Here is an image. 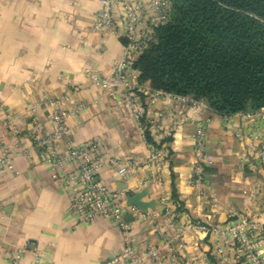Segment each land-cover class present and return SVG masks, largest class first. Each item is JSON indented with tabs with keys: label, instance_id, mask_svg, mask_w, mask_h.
<instances>
[{
	"label": "crops",
	"instance_id": "1",
	"mask_svg": "<svg viewBox=\"0 0 264 264\" xmlns=\"http://www.w3.org/2000/svg\"><path fill=\"white\" fill-rule=\"evenodd\" d=\"M99 7V0H0V140L13 153V167L0 173V264H8V255L23 246L37 248L40 256L34 259L26 252L18 264H100L126 241L143 256L141 264H157L147 255L155 247L163 264H234L230 247L219 246L213 232L189 224L223 226L242 212L264 229V165L257 157L264 108L223 116L206 105L148 90L117 102L85 71L107 73L122 55L119 36L92 26ZM51 99L62 109L84 104L65 117L69 131L57 142L58 149L68 140L96 137L106 152L133 164L125 178L107 167L102 171L110 188H123L127 196L142 191L141 200L150 203L140 214L126 213L128 230L108 217L79 220L70 212L71 187L59 169L40 159V148L17 152L10 122L23 131L38 122L35 131L49 133L55 127L47 117ZM141 118L162 150L158 169L146 162L149 147ZM198 122L207 126L212 158L202 189L190 183ZM163 199L173 216L172 228L164 226Z\"/></svg>",
	"mask_w": 264,
	"mask_h": 264
},
{
	"label": "built area",
	"instance_id": "2",
	"mask_svg": "<svg viewBox=\"0 0 264 264\" xmlns=\"http://www.w3.org/2000/svg\"><path fill=\"white\" fill-rule=\"evenodd\" d=\"M100 7L94 14L93 28L99 31L110 30L124 39L122 55L113 60L107 73H99L88 68L85 69L90 80L101 87L111 98L117 102L130 101L135 98L137 91L148 90L154 95H171L193 105H206L202 100L190 96L167 93L161 90L144 87L137 79L138 71L133 67V61L142 50L155 39V29L169 18L170 0H99ZM122 90V96L119 91ZM58 100H48L52 109L47 117L54 122L55 127L47 134L39 135L35 130L39 125L33 122L28 130L19 129L16 124L10 122V130L17 138L18 153H29L34 146L40 148V159L48 162L52 168H57L65 184L71 187L70 212L83 222H91L97 217L103 216L113 219L124 231L129 229V222L125 215L130 213H142L134 205L126 204L127 191L123 188H110L102 176L104 168L113 170L119 177H127L133 164L127 158H119L106 152L98 138H90L84 142L68 140L63 149L57 148V142L68 133L65 117L83 109L80 103L71 109L55 107ZM207 106V105H206ZM264 108V107H261ZM260 108V109H261ZM140 119L139 113H134ZM264 119V111L261 113ZM141 123V122H140ZM144 130L146 126L141 123ZM145 138V137H144ZM31 140V145L26 141ZM149 155L146 162L154 164L158 169L162 157V150L151 142H147ZM259 162L264 165V139L257 150ZM212 163V158L207 147V126L198 122L193 134V160L191 165L190 183L198 189H202L205 182L206 167ZM13 167V153L0 140V173ZM79 188H72L75 185ZM163 216L166 220L164 226L172 228L174 220L170 209L163 199ZM246 225L247 231L244 232ZM157 232L162 235V225L157 226ZM191 229L210 231L223 236H237V245L243 256L242 264H262L264 260L263 240L256 241L253 233L257 227L251 220L236 215L230 226H208L201 222L189 224ZM244 230V231H243ZM262 247H257V245ZM30 252L34 259H38L40 251L28 246L19 247L8 255V264H18L21 256ZM147 255L151 256L157 264H163L159 247L150 248ZM143 256L136 254L134 247L126 241L122 249L116 254L106 258L100 264H141ZM39 264V263H38Z\"/></svg>",
	"mask_w": 264,
	"mask_h": 264
},
{
	"label": "trees",
	"instance_id": "3",
	"mask_svg": "<svg viewBox=\"0 0 264 264\" xmlns=\"http://www.w3.org/2000/svg\"><path fill=\"white\" fill-rule=\"evenodd\" d=\"M133 67L140 83L223 116L264 107V0H170ZM144 137L155 143L147 127Z\"/></svg>",
	"mask_w": 264,
	"mask_h": 264
},
{
	"label": "rangeland",
	"instance_id": "4",
	"mask_svg": "<svg viewBox=\"0 0 264 264\" xmlns=\"http://www.w3.org/2000/svg\"><path fill=\"white\" fill-rule=\"evenodd\" d=\"M236 215H241L242 217H245V218L251 220V222L256 223L257 227H256V229H255V231L253 233V238L256 241L261 240V239L263 240V238H264V231L263 230L264 229L259 225L258 220H254L253 218L247 216L245 213H242V212L235 213L233 220L235 219ZM232 221L228 222L227 224H225L223 226H219V227L223 228V227H226V226H230ZM243 228L245 230V231L244 230L243 231L246 232L247 231L246 225ZM215 235H216L215 239H216V241H217L219 246H228V247L231 248V250L233 252V255H234V264H242L243 256H242V254L240 253V251L238 249V245H237V242H236L237 236L228 235V236H223L222 237L221 235H217V234H215ZM259 246L262 247V245L258 244L257 247H259ZM263 246H264V244H263ZM262 251H263V254H264V247H263ZM262 264H264V260H263Z\"/></svg>",
	"mask_w": 264,
	"mask_h": 264
},
{
	"label": "water",
	"instance_id": "5",
	"mask_svg": "<svg viewBox=\"0 0 264 264\" xmlns=\"http://www.w3.org/2000/svg\"><path fill=\"white\" fill-rule=\"evenodd\" d=\"M143 195V192H135L129 196L126 197V203L127 205H134L138 209L142 211H147V208L149 207L150 203L142 201L141 197ZM127 219H133V216L131 214H128Z\"/></svg>",
	"mask_w": 264,
	"mask_h": 264
}]
</instances>
